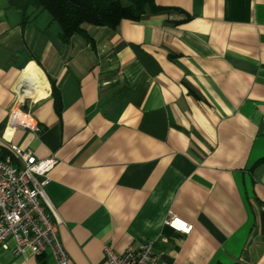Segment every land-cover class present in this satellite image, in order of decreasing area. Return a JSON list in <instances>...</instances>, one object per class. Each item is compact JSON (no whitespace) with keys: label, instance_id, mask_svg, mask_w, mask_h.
I'll return each mask as SVG.
<instances>
[{"label":"crops","instance_id":"obj_1","mask_svg":"<svg viewBox=\"0 0 264 264\" xmlns=\"http://www.w3.org/2000/svg\"><path fill=\"white\" fill-rule=\"evenodd\" d=\"M155 3L63 44L0 0V159L19 107L39 130L8 140L56 159L45 204L70 264L147 239L157 264H264V0ZM14 247L0 264H56Z\"/></svg>","mask_w":264,"mask_h":264},{"label":"built area","instance_id":"obj_2","mask_svg":"<svg viewBox=\"0 0 264 264\" xmlns=\"http://www.w3.org/2000/svg\"><path fill=\"white\" fill-rule=\"evenodd\" d=\"M18 128L38 131V123L25 110L13 108L6 122L4 139L9 154L0 159V246L11 237L15 251L28 248L35 255L48 254L56 264H70L57 234V224L46 209L45 185L56 162L52 156L37 158L30 151L11 143L8 138ZM164 224L189 234L191 223L170 213ZM154 240L129 244L118 253L110 243L103 245L107 264H157Z\"/></svg>","mask_w":264,"mask_h":264},{"label":"trees","instance_id":"obj_3","mask_svg":"<svg viewBox=\"0 0 264 264\" xmlns=\"http://www.w3.org/2000/svg\"><path fill=\"white\" fill-rule=\"evenodd\" d=\"M8 6L21 11L24 20L30 13L36 16L47 11L60 26L58 36L63 44H68L74 34L89 41L84 24L116 27L122 19L136 21L146 13L166 9L155 0H8Z\"/></svg>","mask_w":264,"mask_h":264},{"label":"rangeland","instance_id":"obj_4","mask_svg":"<svg viewBox=\"0 0 264 264\" xmlns=\"http://www.w3.org/2000/svg\"><path fill=\"white\" fill-rule=\"evenodd\" d=\"M7 1V0H6ZM17 18H22V15L20 12H18L16 14ZM36 20L34 16L31 17V21L34 20V26H40V25H44V24H47V25H51L50 28L48 29V32L50 34L54 33L55 31H59V24L54 21V20H51V16L50 14L43 10V11H40L39 14L36 16ZM46 26V25H45Z\"/></svg>","mask_w":264,"mask_h":264}]
</instances>
